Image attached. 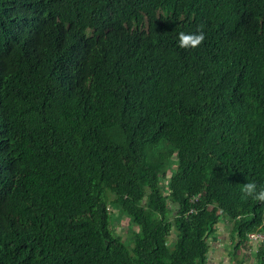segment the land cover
Masks as SVG:
<instances>
[{
    "label": "trees",
    "instance_id": "trees-1",
    "mask_svg": "<svg viewBox=\"0 0 264 264\" xmlns=\"http://www.w3.org/2000/svg\"><path fill=\"white\" fill-rule=\"evenodd\" d=\"M247 182L264 0H0V264H211L223 221L228 264L247 241L264 264Z\"/></svg>",
    "mask_w": 264,
    "mask_h": 264
},
{
    "label": "rangeland",
    "instance_id": "rangeland-1",
    "mask_svg": "<svg viewBox=\"0 0 264 264\" xmlns=\"http://www.w3.org/2000/svg\"><path fill=\"white\" fill-rule=\"evenodd\" d=\"M172 206V205H171ZM116 212V211H115ZM115 216V217H114ZM112 225L115 231L120 232L123 238L127 241L130 240L129 227L131 226L130 218L126 215L118 217L113 215ZM232 223L229 221L222 222L216 232V239L210 238L211 252L209 260L211 264H228L229 254L232 251V238H231ZM252 242V241H251ZM247 241L239 250L236 251V260L243 261V264H256L257 251L260 250L259 243H251ZM261 245V244H260Z\"/></svg>",
    "mask_w": 264,
    "mask_h": 264
},
{
    "label": "clouds",
    "instance_id": "clouds-1",
    "mask_svg": "<svg viewBox=\"0 0 264 264\" xmlns=\"http://www.w3.org/2000/svg\"><path fill=\"white\" fill-rule=\"evenodd\" d=\"M205 40L203 25L199 26L195 33L180 32L178 36V46L182 49H195ZM258 186L254 182H247L241 188L242 199L251 198L254 201L264 203V186L257 190Z\"/></svg>",
    "mask_w": 264,
    "mask_h": 264
},
{
    "label": "built area",
    "instance_id": "built-area-1",
    "mask_svg": "<svg viewBox=\"0 0 264 264\" xmlns=\"http://www.w3.org/2000/svg\"><path fill=\"white\" fill-rule=\"evenodd\" d=\"M250 238L254 241L260 242L264 247V233L253 232L250 234Z\"/></svg>",
    "mask_w": 264,
    "mask_h": 264
}]
</instances>
